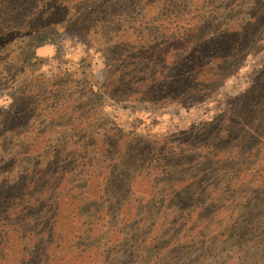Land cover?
Wrapping results in <instances>:
<instances>
[{
  "label": "rangeland",
  "instance_id": "rangeland-1",
  "mask_svg": "<svg viewBox=\"0 0 264 264\" xmlns=\"http://www.w3.org/2000/svg\"><path fill=\"white\" fill-rule=\"evenodd\" d=\"M78 1L54 4L64 2L71 10ZM143 2L142 12L113 26L121 36L131 35L139 25L145 33L157 32L153 28L159 26L158 40L165 46L175 24L166 15L154 22L156 1ZM54 4L52 15L59 21L63 15H56ZM194 8H186L174 20L181 24L199 20ZM136 17L140 22L132 21ZM235 24L231 27L237 28ZM98 28L82 35L69 30L53 36L37 46L31 68L0 81V114L13 104L24 83L42 75L77 80L94 101L102 97V105L91 111L89 120L80 119L95 129L85 141L90 149L78 157L69 153L66 160H54L55 168L44 174L53 179L43 191L54 200L49 217L57 213L59 223L53 229L51 223L39 228L41 220L24 222L17 230L1 224L0 264H264V19L256 23L253 43L239 48V57L220 77H212V72L206 76L210 81L203 90L208 94L186 87L169 98L162 89L152 96L142 95L139 87L135 93L122 90L123 82L131 78L137 85L155 79L160 85L167 72L158 71L163 66L157 58L140 68L130 67L134 63L125 62L124 56L129 47L116 50L103 34L110 27ZM118 71L123 76L116 85L117 95L103 93L100 85L116 82ZM184 73L178 67L171 76ZM108 129L114 130L110 150L97 145ZM127 149L136 156L147 152L124 176L138 179L137 189L123 185L107 191L100 182L105 176L116 182L120 173L109 169L101 176L98 165L108 169ZM129 156L127 152L124 158ZM151 163L160 165L163 174L152 172ZM84 166L86 176L98 184L92 196L102 199L93 208L88 202L80 209L74 194L57 186L60 178L72 177ZM150 179L161 184L154 189ZM100 208L109 213L99 212ZM80 211H89L87 219ZM33 232L43 235L25 255L23 245H29Z\"/></svg>",
  "mask_w": 264,
  "mask_h": 264
},
{
  "label": "trees",
  "instance_id": "trees-1",
  "mask_svg": "<svg viewBox=\"0 0 264 264\" xmlns=\"http://www.w3.org/2000/svg\"><path fill=\"white\" fill-rule=\"evenodd\" d=\"M55 1L59 2L0 0V81L9 76L14 77L19 70L31 68L37 46L52 40L53 36L69 30L82 35L90 32L92 27L100 31L98 26H109L103 34L110 37L108 39L114 43L116 50L129 47L130 53L124 56L125 62L134 63L130 67L140 68L141 64L147 65L157 58L163 66L158 71L167 72L165 81L160 85H157L159 82L156 79L148 80L149 78L148 82L137 85L135 79L131 78L123 82L122 90L126 87L128 94L135 93L136 87H139V91L143 89L142 95L152 96L162 89L169 98L170 94L179 95L188 87L195 93L198 91L206 95L208 93L203 89L206 82L210 81L206 76L212 72V77H220L222 70L233 63L235 57H239L236 54L239 48L253 43L256 23L264 19V0H155L157 16L154 22H160L166 15L169 23L175 24L172 37L163 46L158 40L159 26L153 28L157 32L145 33L140 30L142 25H139L134 27V32L129 36H121L118 34L119 30L113 26L116 21H130L136 13L142 12L146 7L143 0H80L71 10L64 7V2L54 4ZM53 4L56 5V15H63L59 21L52 15ZM193 5H196L194 11H198L199 20H190L187 24H181L178 19L174 20L173 17L180 16L186 8L190 11ZM132 21L140 22L138 17ZM234 23L237 28L231 27ZM178 67L186 73L178 78L172 77L173 70ZM116 73L119 75L116 82L109 84L105 81L100 85L103 93L114 95L116 90H120L116 85L121 84L119 78L123 75L119 71ZM142 86L145 87L141 88ZM80 87L82 85L77 80H69L64 76L35 77L21 86L13 104L0 114V225L17 230L16 227H22L24 222L34 224L41 220L39 228L44 227L45 223H51L54 229L59 223L57 213L49 217L51 210L48 208L54 206V200L52 196L49 200L43 191L46 183L51 184L53 179L48 180L44 174L48 169L55 168L52 162L66 160L69 153H75L78 157L80 153L90 149L86 147L85 141L94 135L92 129H95L80 119L89 120L91 111L102 105V97L94 101L89 90H84V86L81 90ZM189 93L191 92L188 95ZM113 131L104 130L105 133L102 132L103 136L97 145L101 144L102 149L110 150ZM127 152L130 153L128 159L124 158ZM127 152L121 153L117 161L108 165V169L98 165V170L102 169L101 176L109 169L114 174L120 173L116 182L107 176L100 182L107 186V191L123 185L135 188L138 186V179L126 180L124 176L130 171L132 164L136 165L140 155L147 152L138 153L137 156L128 149ZM104 155L105 153L101 157ZM78 159L82 160L81 157ZM93 164L86 165H90L88 168L93 170ZM85 166L81 172L75 170L72 177L60 178L57 186L73 193V200L79 202L80 209L88 202H91L93 208L102 199L100 196H92L94 184L95 188L98 184L86 176ZM150 166L155 173L156 170H163L160 165L153 166L151 163ZM122 167H125L123 171ZM149 182L154 189L161 184L151 179ZM114 193L116 198L118 192ZM106 208H100L99 212L107 215L109 211ZM88 213L89 211L79 212L84 217ZM59 227L57 231L60 235ZM33 233L34 237L29 245H23L25 255H29V249L39 244L36 239L43 235Z\"/></svg>",
  "mask_w": 264,
  "mask_h": 264
}]
</instances>
